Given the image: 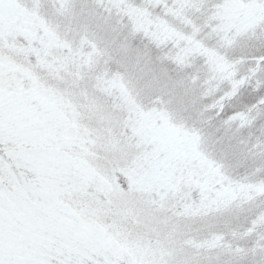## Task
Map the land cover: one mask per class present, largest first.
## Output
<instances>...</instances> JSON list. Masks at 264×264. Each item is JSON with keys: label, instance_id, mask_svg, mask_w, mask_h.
Instances as JSON below:
<instances>
[{"label": "rangeland", "instance_id": "1", "mask_svg": "<svg viewBox=\"0 0 264 264\" xmlns=\"http://www.w3.org/2000/svg\"><path fill=\"white\" fill-rule=\"evenodd\" d=\"M159 1L24 0L31 15L9 32L0 48V149L10 161L0 168V178L13 190L20 178L33 185L25 201L14 206V242L42 238L92 246L102 243V229L103 239L119 242L138 264H257L251 259L235 263L234 248L221 247L220 235L244 221L245 213L224 223L210 216L199 223L209 204L226 191L218 183L201 193L220 168L209 159L198 160L204 168H189L196 136L172 123L167 112L174 113L185 97L157 89L167 88V82L147 89L146 60L151 57L130 41L133 30L134 36H148L158 47L169 36L171 47L164 48L159 59L164 64L163 58L174 52L180 66L182 53H196L202 47V40L196 41L201 29L203 34L211 32L201 20L208 10L212 17L207 16L206 23L210 21L214 31L221 25L228 35L225 50L244 59L238 72L248 73L254 64L262 81L264 10L253 6L256 0H219L215 8L212 0ZM189 28L192 47L186 48ZM206 53L214 58L211 71L216 78H232L223 59L210 49ZM133 109L141 117L142 132L135 142L126 135ZM259 110L263 119L264 107ZM221 120L213 124L217 127ZM229 131L226 124L220 136L226 146L231 144ZM51 151L69 159L86 152L102 171V189L66 191L51 200L43 175L28 160L32 153ZM128 184L133 190L121 196L119 186ZM197 205L207 206L197 211ZM169 208L170 214H164ZM200 251L215 253L217 260L191 262L190 254L182 255Z\"/></svg>", "mask_w": 264, "mask_h": 264}, {"label": "trees", "instance_id": "2", "mask_svg": "<svg viewBox=\"0 0 264 264\" xmlns=\"http://www.w3.org/2000/svg\"><path fill=\"white\" fill-rule=\"evenodd\" d=\"M157 2L160 1L157 0ZM208 6L210 5H204L202 8ZM157 13L161 17L162 13ZM204 14L206 19L201 18V20L211 32L203 34L201 29V35H198L196 41L202 40V47L196 53H182L180 66L173 58L174 52H169L168 57L163 58L164 64L159 59L160 52H163V49L168 46L171 47L173 41L169 36L165 38L168 40L159 47L152 43L154 41L150 40L148 36H134V30L132 31L133 38L128 39L132 38L130 43L136 49L140 48L145 57H151L146 60L147 72L144 81H146L147 89L153 90L152 87L156 89L158 84L167 82V88L157 89L170 94L176 92L180 97H185L182 102L185 105H180L182 104L180 103L176 105L178 108H175L174 113L169 110L167 112L172 123L183 126L184 129L196 136V144L190 155H195L197 160L209 159L215 169L217 165L220 168L218 172L216 169L211 180L202 188L201 193L209 192L218 183L223 189H227L228 182H233L230 190H222L214 202L209 204L207 211L198 218L199 223L204 222L208 216L224 223L234 219L236 214L245 213L247 218L233 226L237 227L241 223L239 227L229 228L230 230L226 228L228 232L220 235L221 247L225 250L234 248L232 252L238 256L240 254V257H233V259L237 258L235 263L251 259L260 264L264 262V117L262 119L260 116L259 109L264 107V80L258 79V72L255 69L259 67L254 64L251 66L252 71L238 72L244 59L234 55L230 56L231 49L225 50L227 46L223 41L227 35L224 29L218 25L217 30L214 31L210 21L206 23L207 16L212 17L210 12L205 10ZM179 21L185 23L182 18ZM168 22L172 24L171 20ZM198 22L200 20H197L196 24ZM191 31L190 28L187 29V36L184 38L186 48L192 47L189 45L193 38ZM207 49H210L217 58L223 59L230 69L229 73L231 74L232 70V75L234 74L232 78L229 75L222 80L216 78L217 75L211 71L214 58L207 56ZM262 51L264 52V47ZM192 54H196L195 60L194 58L189 59ZM197 57L199 63L196 60ZM108 67L114 69L112 64H109ZM153 71L156 72V76L151 75ZM215 78L217 80H212ZM228 78H231L230 82H228ZM217 81L220 83L216 84ZM146 101L150 103L151 100L146 98ZM232 104L236 106L235 109ZM216 107L220 109L217 111ZM248 110H252V113L248 114ZM213 114L217 116L213 117ZM219 118L222 119V124L216 127L213 122ZM256 118H259L257 119L258 124L262 122L261 126L256 125ZM226 124H229L230 127V131L227 132L231 141L230 146H226L224 139L220 137L221 133H224ZM220 177L226 178L223 183L220 182ZM240 185H244V187H240ZM193 203L195 202H192V205ZM206 206L197 205L195 207L199 211L200 207ZM170 212L169 208L164 211V214H170ZM195 246L190 245L189 247L194 249ZM188 254L191 255V262L207 258L217 260L215 253L208 255L204 251L199 253L182 252L183 256Z\"/></svg>", "mask_w": 264, "mask_h": 264}, {"label": "snow or ice", "instance_id": "3", "mask_svg": "<svg viewBox=\"0 0 264 264\" xmlns=\"http://www.w3.org/2000/svg\"><path fill=\"white\" fill-rule=\"evenodd\" d=\"M217 6H219V0H212V7ZM253 6L264 10V0H256ZM30 15L24 0H0V48H3L9 32ZM260 63L264 65V60ZM140 120V115L134 109L131 110L126 125V135L133 142L142 135L139 127ZM28 160L34 170L43 175L44 186L51 200L59 198L66 191H86L92 187L97 189L103 187L102 171L86 152L71 159L57 151L36 152L30 154ZM7 164H10V161L4 155L3 149H0V168ZM187 164L189 168L205 166V163L198 161L195 155L188 160ZM225 179L220 177V182L223 183ZM232 185L233 182L229 181L226 190H230ZM32 187L30 180L20 178L16 189L13 190L0 178V264H138L136 260L126 255L124 247L119 242L103 239L102 229V243L92 246L78 245L71 240L49 243L42 238H36L31 243H23L19 240L14 242L13 209L14 206L19 207L20 203L25 201ZM132 190L131 184L119 186L121 196ZM16 231L19 233V229Z\"/></svg>", "mask_w": 264, "mask_h": 264}]
</instances>
